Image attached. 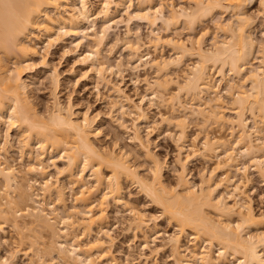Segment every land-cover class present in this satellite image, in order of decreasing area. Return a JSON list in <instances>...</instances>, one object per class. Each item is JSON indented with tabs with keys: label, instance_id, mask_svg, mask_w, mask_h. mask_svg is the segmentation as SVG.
Masks as SVG:
<instances>
[{
	"label": "bare ground",
	"instance_id": "6f19581e",
	"mask_svg": "<svg viewBox=\"0 0 264 264\" xmlns=\"http://www.w3.org/2000/svg\"><path fill=\"white\" fill-rule=\"evenodd\" d=\"M96 1L94 7L91 0H0V120L4 124L0 142V264H19V253L27 257L28 264H112L116 260L113 251L102 239H110L106 210L111 205L128 207L123 196L125 183L135 184L173 227L163 245L150 249L151 254L166 247L170 264H264V212L254 211L241 181L230 174L233 169L245 174L247 166L238 163V158L244 157L264 181V39L258 46L250 28L251 15L243 11L252 0H188V7L172 6L167 11L164 0ZM258 3L264 14V0ZM224 12H230L232 19L220 22L215 18ZM122 13H133L147 22L152 32L150 47L164 42L174 52L169 58L151 57L149 52L142 53L144 43L138 35L130 29L124 33L127 42L122 45L129 62H135L133 68L142 65L157 74L153 82H144L151 89L149 96L169 107L167 114H159L161 123L172 121L171 127L173 123L176 126L178 169L172 183L163 179L164 160L140 133V122L149 120L141 105L146 96L136 104L113 86L116 99L110 101L120 120L128 110L134 115L128 138L149 165L146 174L133 163V150L128 151L117 135L108 146L98 140L101 130L88 109L75 116L70 101L66 105L59 101L55 71L49 76L50 109L40 111L30 103L29 82L23 72L38 54L36 44L30 43L34 36L46 48L62 36H78L71 41L74 53L82 63H88L97 79L109 84L104 75L112 69L100 48L113 19ZM207 17L223 34L219 40H211L209 48L203 42L206 30L185 40L162 39L152 31L158 23L166 29L183 23L193 32ZM96 21L101 22L100 30L91 28L92 34L87 36L86 25L93 27ZM85 39L91 40L90 47L81 51ZM254 53L257 65L250 62ZM186 57L193 60L186 63ZM225 96L230 99L231 115L223 111ZM190 117L205 125L228 126L230 137L205 132L201 138L198 132L200 142L196 133L189 138ZM116 122L117 128H128L123 120ZM9 129L16 131L19 162L27 158L19 167L3 157ZM191 157L215 159L210 170L204 168L198 175L197 185L188 179L186 163ZM55 159L63 165L58 167ZM69 186L71 201L65 191ZM126 211V229L132 237L146 246L149 233L154 243V234L159 233L158 216L144 219L135 209ZM5 227L18 235L19 248L2 254ZM146 264L159 263L151 257Z\"/></svg>",
	"mask_w": 264,
	"mask_h": 264
},
{
	"label": "rangeland",
	"instance_id": "374dc122",
	"mask_svg": "<svg viewBox=\"0 0 264 264\" xmlns=\"http://www.w3.org/2000/svg\"><path fill=\"white\" fill-rule=\"evenodd\" d=\"M258 1L259 0H252L250 3L245 5L243 11L247 14V16L251 15L250 17L252 19V25H250V28L252 27V35L254 39L259 43L264 39V14L263 10H261V7H259ZM96 2V0H91V5L95 7ZM164 4L166 11L172 6H189L188 0H164ZM133 5L132 8L134 9L135 1L133 2ZM230 14V12H224L222 14H217L215 18L219 19L220 22H225V20L228 21V19H232ZM113 20L114 21L111 23L105 41L102 43V46L100 48V53L103 56L104 60L111 65L110 69H112V72H105L106 74H104L106 76L103 74L105 79H108L107 82H109V84H107L106 81H100V79H97L98 76H96V73L94 71L92 72L90 70L88 63L86 62V65L84 64V62H81V59H78L77 54H75V46L71 43V41L79 39L78 36H72V38L74 37L73 39L71 37L69 38V36H62V38H60L58 42L53 43L51 47L47 48L44 46V44L38 41V38L36 36H34V39L32 38L30 43L33 42L36 44L35 46L38 54L31 58V60L29 61V67L23 72L25 74V79L27 80V82H29V94L31 97L30 103L40 111L46 110L48 108L50 109L52 105V89L49 83V76L51 72L55 71L60 83L57 94L59 101L63 105H66V103L70 101V103L73 105L75 116H80L82 112L88 109L90 115H94V117L96 116L95 119L97 120L98 126L101 130V136L98 140L102 144L108 146L111 143L112 137L117 135L121 139V143H123V145H127L126 149L128 148V151L133 150L132 154H135L132 155L133 163L135 165L137 164L136 166H139V168H137L143 174H146L149 165L145 162L144 157H142L143 155L140 156L141 152L137 150V147H135L134 144L129 140V138L131 137L129 126L131 127V119H133L134 117L133 113L128 110L129 113L127 111V115H125L122 119L124 121V125L126 124L128 127L127 129L123 128V130L122 128L116 127V121H118V118L119 121L122 120H120L121 117H119V113H117L115 110H112L113 108L110 106V101L116 99V93H114L115 91L113 92V86H117L118 88H120L123 93L128 96L133 103L136 104L141 100V97L146 96L147 98H144V101L141 103V105L147 112V119L149 118V120L148 122H140V133L142 134V136H144V138H147L146 140H148L149 142L150 149L155 154H157L160 159L164 160L165 167L163 170V179L167 183H172L175 177L174 172L178 169V165L177 163H175L176 141H174L175 134H173L176 132L174 130L176 129V126H174L173 123V126L171 127L172 121L171 123L169 122L171 125L168 122L166 123L164 121H162L161 123L159 114H163V112L167 114L166 112L168 111L169 107L162 104L161 101L159 102L157 98L153 99V97L149 96L151 93V89L147 88V86H145L146 83L144 82V80L153 82L157 74L155 75V71H153V69H150L149 67V69L147 67L144 68L142 65L139 66V68H133L135 67V62H129L128 51L125 49V46L122 45L123 43L125 45V43L127 42L125 41L126 39L123 40L125 38L124 33L127 29H130L133 34L135 33L136 35H138L139 39H141V41L144 43V45H142L141 47L142 53L149 52V55H151V57H154L156 55L169 58L174 56V52L164 42L163 44L161 42V44H157V47L155 45V47H150L148 45V40L150 39V37H152V35L150 34L151 27H149L146 21L133 17V13L119 14ZM96 23V26L94 25L95 27H90L88 24L86 25V29L84 30L85 32H87V36H90L92 34L91 28L96 31L100 30L101 22L96 21ZM154 29L152 30L153 33H155L154 35L157 34L158 36L162 37V39H168L172 36L173 38H179L182 40L189 38V36L191 38H193V36L194 38H196L206 30L207 33L205 34V37H203V42L204 46L207 48H209L211 40H213L215 37L216 40H219L223 37V34L215 29L213 21L208 17L204 18L199 24H197L193 32H189L188 28L183 23L176 26L174 29H166L165 27L160 25V23H158L157 27ZM72 33L73 32H71L70 35ZM85 41H82L83 44H81V51H84L88 49V47H90L89 43L91 42V40L85 39ZM258 43L257 45L259 46L261 42L259 44ZM42 46L45 47V49ZM255 52L257 54L256 49ZM255 56L257 55H255L254 53V56L250 61L253 65L258 64V56L256 58ZM44 58L46 60V66L43 64ZM191 60H193V58L191 59V57L185 58L186 63H189ZM115 63L116 65L114 67L113 65ZM117 63H119V65ZM227 97L228 96H225V99L228 100V102L225 100L223 111L226 113V115H231V105H229L230 99H228L229 97ZM146 99L149 100L147 101ZM150 100H152L154 104ZM2 121L3 120H0V127L2 126L0 129V142L3 140L2 136L4 135V124L1 125L3 123ZM188 121L189 126L187 128V133H189V138L192 137L194 133H196L197 135L198 132L201 138L203 137L202 135H204L205 132H207L209 135H217L220 133L225 135L227 138L230 137V128L228 126L221 127L212 122H208L205 125L201 122V120L200 123L199 119L196 120V118L192 117H190ZM114 122L116 123L114 124ZM15 132V129H9L8 131L7 143H10L11 145L6 144V146H8V149L6 151L7 153H4L3 157L6 161L12 163L15 166L19 163V165L17 166L19 167L21 164H23L24 161V163H26L27 158H23V161L19 162L21 159L19 153L20 146L18 142H16L17 140ZM198 135L196 137L200 142L201 138ZM190 144L191 143L189 141V146ZM261 158L264 163V154H262ZM238 160L240 167L243 163L247 166L245 174L242 175L240 171L235 169H233L230 174L232 173L231 175H233L232 177L235 181H241L244 193L249 199L254 211L256 213L264 212V181L259 176L254 166L249 163V160L247 158L244 159V157H239ZM214 162L215 159L213 158L210 161H206L205 159H202L200 157H191L186 163L188 179L192 181L193 184L195 183V185H197L199 183L198 175L204 168H209L208 170H210L213 167ZM55 163L58 167L63 165L62 160L55 159ZM48 169H50L49 171H51L52 173L54 172L52 166H50ZM57 179L61 180V182L59 180L60 183H66V180H64L63 178ZM67 188L68 189L65 191L68 195L66 196L67 198H69L68 200L71 201V193H69L70 191H68L70 186ZM124 192L125 193H123V196L127 201L126 205L142 213L144 219H147V216H158L157 223L159 225L157 228L159 233L154 234V237H156L154 243L151 242V238L153 236H149V233H147L148 240L150 242L145 246L140 239L133 238L132 234H130L131 232L126 229L128 223L127 220L129 218L128 211H126L128 207H124L123 209V207L121 206L111 205L106 210L108 221L107 227L110 229V241L106 239L105 236H102V239L105 238L104 240H107L108 245L111 247V250L113 251V254L115 256L116 260L111 263L146 264L151 261V257H154L157 259L159 264H170L166 247H164V251L159 252V254L157 255L151 254L150 249L163 245V238L166 237V234H170L173 232V227L168 224L165 219L162 218V216H160L159 210L155 206H153L150 201H148V199L144 197L143 194H141L135 184L125 183ZM138 235L141 236L140 233H138ZM17 237L14 231L10 230L9 227H5V235L3 236V239H5V243L3 242L1 252L2 254L6 253V251H11L14 250V248L18 247ZM18 256L20 257H18L19 264H28V259L26 256L20 253L18 254Z\"/></svg>",
	"mask_w": 264,
	"mask_h": 264
}]
</instances>
